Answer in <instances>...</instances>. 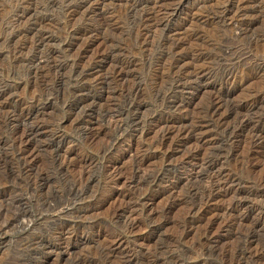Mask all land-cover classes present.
I'll return each mask as SVG.
<instances>
[{
	"label": "rangeland",
	"instance_id": "374dc122",
	"mask_svg": "<svg viewBox=\"0 0 264 264\" xmlns=\"http://www.w3.org/2000/svg\"><path fill=\"white\" fill-rule=\"evenodd\" d=\"M84 1L0 0V264H264V0Z\"/></svg>",
	"mask_w": 264,
	"mask_h": 264
},
{
	"label": "bare ground",
	"instance_id": "6f19581e",
	"mask_svg": "<svg viewBox=\"0 0 264 264\" xmlns=\"http://www.w3.org/2000/svg\"><path fill=\"white\" fill-rule=\"evenodd\" d=\"M86 1H88V0H86ZM86 1H84L85 3H86ZM105 0H97V2L98 3H101L102 4V6H103V3H105L104 2ZM165 1H167V0H154L153 2H152V4L151 5H153V6H151V8L149 9L148 8V10L147 9H145V10H147L148 12L149 11H152V12H160V11H167L166 9H163V2H165ZM172 1V0H171ZM175 1V0H174ZM178 2H179V4H181L180 2H184V1H186V0H177ZM176 1V2H177ZM50 2V1H49ZM168 2V1H167ZM170 2V1H169ZM23 3V2H22ZM175 3V2H174ZM24 5V4H23ZM28 5V4H27ZM84 5V4H83ZM170 6V5H169ZM174 6V5H173ZM27 7V6H26ZM171 7V6H170ZM177 7V6H176ZM88 8H90V7H88ZM27 9V8H26ZM177 9V8H176ZM25 10V9H24ZM24 10H22V11H24ZM144 10V9H143ZM174 11H176L175 9H173L171 12H169V14L170 13H172V12H174ZM27 13V12H26ZM162 14H164L163 12H161ZM23 14V13H22ZM25 14V13H24ZM29 14H30V12H29ZM174 14V13H173ZM21 15V14H20ZM103 15V14H102ZM171 17H172V15H171ZM170 17V18H171ZM166 19V18H165ZM22 20H23V18H22ZM161 20V19H160ZM45 39V38H44ZM43 38H42V40H44ZM48 40V39H47ZM33 43V42H32Z\"/></svg>",
	"mask_w": 264,
	"mask_h": 264
}]
</instances>
